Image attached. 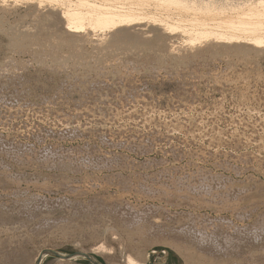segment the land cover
I'll return each instance as SVG.
<instances>
[{
  "label": "rangeland",
  "instance_id": "1",
  "mask_svg": "<svg viewBox=\"0 0 264 264\" xmlns=\"http://www.w3.org/2000/svg\"><path fill=\"white\" fill-rule=\"evenodd\" d=\"M34 4L0 8V264H36L46 249L75 256L42 264H95L78 253L224 264L182 252L169 232L192 218L249 225L264 211V47L209 49L150 26L119 40L116 29L72 35ZM182 180L251 217L160 193ZM116 207L145 219L124 224Z\"/></svg>",
  "mask_w": 264,
  "mask_h": 264
},
{
  "label": "bare ground",
  "instance_id": "2",
  "mask_svg": "<svg viewBox=\"0 0 264 264\" xmlns=\"http://www.w3.org/2000/svg\"><path fill=\"white\" fill-rule=\"evenodd\" d=\"M20 1L32 2L35 3L36 8L45 6L47 8L42 7L41 9L54 11L60 19L57 27L72 35L80 34L86 30L106 32L116 29L114 34L119 40L131 32L133 33L131 26H137L134 31L140 35L143 34L140 30L142 26H150L160 30L161 37L172 34L186 35L192 44L201 43L209 49H214L218 44H232L233 47L239 48L247 45L256 48L264 47V0ZM7 2L8 0H0V8L5 7ZM142 29L144 32V27ZM161 37L159 36V38ZM91 162L92 159H88L85 164L91 165ZM140 186L142 191L148 195L159 193L155 190L156 188L151 190L143 184ZM209 192L210 190L199 192L193 185L187 184L183 180L175 181L170 187H163L160 191L172 200L185 201L193 207L215 208V212L218 214L222 210L229 209L242 223L251 217V214L246 212L244 207V210L242 209L239 200L231 197H226L225 200L209 199L206 194ZM197 199H199L198 202ZM30 202L32 199L28 198L24 204L26 207L28 206L26 211L32 215L33 210ZM111 211L114 213L113 216H118L122 223L129 226L138 224L145 219L144 208H130V211H123L116 207L115 211L113 209ZM197 216L203 218L207 215ZM256 217L253 223L249 225H240L237 222H229L225 218H221V220L225 219L226 222L222 220L220 225L216 223L210 227H208V223H211L209 219L203 218L199 221L197 218H192L187 225L176 229L172 228L169 233L173 238L168 237L173 240L174 245L181 249L192 245L193 248H196L198 252L196 255L198 254L200 258L211 259L212 256L209 257L210 255H216L219 260L221 259L220 256L230 258L229 260H222L224 264H264V211ZM48 224L50 222H47ZM78 254L84 257L88 255L92 257L87 253ZM40 256L37 258L39 259ZM44 256L40 258L39 264H42L41 261ZM92 259L94 258L92 257ZM129 261L133 263L135 260L129 257ZM218 264L222 263L219 262Z\"/></svg>",
  "mask_w": 264,
  "mask_h": 264
},
{
  "label": "water",
  "instance_id": "3",
  "mask_svg": "<svg viewBox=\"0 0 264 264\" xmlns=\"http://www.w3.org/2000/svg\"><path fill=\"white\" fill-rule=\"evenodd\" d=\"M44 254L46 255H52V256H55V257H62L63 259H71V257H73V255H68V256H64L63 254H61L60 252H55V251H51V250H44L42 256H44ZM77 255V254H76ZM80 255V254H78ZM42 256H40V258H42ZM87 258H89L91 261H93L95 264H101L99 263L98 261H95L94 259H92V257H90L89 255L86 256ZM40 258L37 260V264H39L40 262Z\"/></svg>",
  "mask_w": 264,
  "mask_h": 264
}]
</instances>
